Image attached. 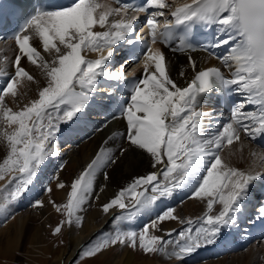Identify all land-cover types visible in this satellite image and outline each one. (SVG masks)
<instances>
[{
  "label": "snow or ice",
  "instance_id": "snow-or-ice-1",
  "mask_svg": "<svg viewBox=\"0 0 264 264\" xmlns=\"http://www.w3.org/2000/svg\"><path fill=\"white\" fill-rule=\"evenodd\" d=\"M113 4L118 6L113 7ZM166 7L165 0H144L139 6L121 3V0H72L69 5H58L49 0L43 7H33L14 40L19 53L43 70L48 83L39 91V98L21 110L13 111L8 107L4 98L17 96L19 81L24 78L34 80L20 66L21 56L17 55L15 73L0 89V124L12 129L0 132V138L8 147L6 157L0 162V180L12 173L20 174L19 179L12 176L14 191L0 189V197L5 202L18 199L27 190L40 166L53 154L48 145L59 131V124L71 121L84 111L98 78L117 82L127 80L117 72L106 71V65L118 42L136 43V38L132 37L136 31L135 18L126 14L129 11L144 12L148 17L145 26L151 44H156L160 37L159 42L169 46L176 38L178 46L174 51L194 50V24L217 25V34L203 48L207 51L228 46L225 56H216L215 52H209V55L221 61L230 78L216 67L196 72V62L189 56V65L196 74L187 86H178L168 74L164 54L158 48L146 47L144 74L141 79L127 81L126 102L118 105L121 115L114 119L122 118L127 125L129 147L121 149V155L129 149L138 150L147 154L152 168L157 171L134 177L103 205L102 210L108 213L114 207L125 209V199L131 198L135 212L116 217L117 220H131L140 211L151 208L157 199L171 196L176 188L195 182L193 198L211 197L207 203L209 213L214 202H218L222 210L215 216L206 213L195 235L190 234L191 229L187 230L189 234L179 233L184 243H177L171 253L177 259L202 245L213 244L224 227L235 223L240 201L248 195L249 186L258 176L230 167L219 150L239 141L241 131L252 139L257 135L264 136V0H191L171 11L173 19H165L161 24L157 17L165 16L162 10ZM110 17L120 19L110 21ZM97 27L104 30L95 31ZM29 32L39 38L45 52L55 53L51 63L43 60L37 49L30 45L31 36L24 34ZM84 52H95L100 56L88 60ZM0 75H4L3 69H0ZM180 76H184L183 71ZM213 89L226 98L233 93L244 96L243 100L230 105V122L215 132L204 124L205 116L210 114L197 109L198 98ZM246 105H253L254 110L245 111ZM261 159L264 160V156ZM115 162L111 150L101 145L91 163L71 183L66 203L57 205L55 201H49L58 213L63 210L66 217L53 229V235L60 234L65 224L71 226L73 217L77 223L81 222L82 217L77 213L83 210L93 191L97 171ZM158 165L163 168H157ZM160 174L164 183L159 182ZM104 178L108 179L106 172ZM57 187L63 189L65 184L60 182ZM149 190L153 195H145ZM6 191L8 196H3ZM51 191V188L46 189L48 193ZM34 206L42 207L43 201H37ZM3 210L0 205V211ZM173 213V209H167L157 220L177 219ZM261 215L264 216V210ZM171 243L149 235L148 227L139 233L117 230L91 246L82 256L92 257L116 245L139 247L145 254L164 252Z\"/></svg>",
  "mask_w": 264,
  "mask_h": 264
},
{
  "label": "bare ground",
  "instance_id": "bare-ground-1",
  "mask_svg": "<svg viewBox=\"0 0 264 264\" xmlns=\"http://www.w3.org/2000/svg\"><path fill=\"white\" fill-rule=\"evenodd\" d=\"M188 2H191V0H187V3ZM126 15L127 17H132V14L130 13H127ZM114 19L118 20L120 19V17L109 18L110 21ZM94 30L103 31L104 29H100L97 27ZM29 35L31 36L30 45L37 49L43 60L51 63L52 59L55 56V53L45 52L39 38L31 32H29ZM10 43H15V41L0 43V69L4 70V75H0V80L9 77L10 75H14V61L17 55L21 56L20 66L34 77L33 81H29L26 78L19 81V83L17 84L18 94L15 98H13L11 95H8L4 98V102L8 104V107L12 108L13 111H19L24 108L25 105H29L31 101L37 100L39 98V91L44 86H46L48 81L43 70L40 67L33 65L31 62H29L27 57L19 53L18 46L8 47ZM219 51L221 53L220 56L227 55L228 46L219 48ZM162 53L165 56L168 74L178 84V86L181 87L187 86V84L192 80L198 70L211 66H217L218 63L222 64L220 60L216 61L214 58L208 57L203 54H175L170 52ZM83 55L85 59L88 60H95L100 56L99 53L95 52H84ZM104 55L107 54L104 53ZM189 56H191L192 60L196 62V72H194L189 65ZM6 61L10 63L5 65L4 63ZM143 65L144 62H142L139 66L133 67V73L138 71L139 69L144 71ZM225 70L226 72H229L228 69L225 68ZM181 71L184 72L183 77L180 76ZM99 82L100 78H98V83L94 92L97 91L98 85H100ZM6 83L7 82H3V84L0 83V87H4ZM240 97H243L244 99V96L241 94ZM90 104L91 103L89 102L84 111L78 113V115H76L71 121L61 122L59 124V131H61L59 133L58 140L63 137L68 138L70 135H72L73 132L69 133L66 131V128H71L76 131V139H79L77 148H72L71 150L66 149L59 156L55 154L57 152V145H54L53 148V145L49 143L48 148L53 154L49 155L45 160L46 162H49V164L50 161L54 162L53 164H62L59 168V171L52 175L53 183L51 184V189L52 192H54L57 200H65L67 198L71 183L86 169L87 165L91 163L101 145H104V147L111 150L113 158L116 161L114 164L109 163L106 167L97 171L93 184V191L91 192L88 201L83 205V210L77 213V215L82 217L85 226L83 231L84 234L73 237L70 240V248L73 251V254L76 250H78V246H80V244H83L87 241L88 238L85 241L83 239L86 238L90 233L98 229L110 230L112 228V224L110 223L109 219L114 211L116 212L120 209L114 207L110 209L108 213H104L102 210L103 205L114 198L115 195L121 189L125 188L133 180L134 177L144 176L150 172L157 171V169L152 168L150 159L147 154H144L138 150L129 149V151L121 155V149L129 147L126 138L127 125L124 119L115 118L111 122L98 127V129L94 128L93 131H88L87 126L91 125V118L85 120L83 119V116L88 115L90 117V114L87 113ZM247 106L249 105H246V107ZM197 109L205 114H209L210 112L209 108L201 106L199 104H197ZM209 116L210 115L205 116L204 124L206 127L212 129L214 128V124L211 120H209ZM76 120L80 122L77 123ZM5 130L9 132L12 131V129H6L5 125L0 124V132H3ZM109 137H111V139H109ZM245 139V136L240 133L239 141H234L230 146L225 145V148L219 152L221 157L230 167L239 169L242 172H250L253 174L264 172V162L262 166L259 164L260 160L262 161L261 157L264 156V152H256V149H260L261 146L258 144L257 146L254 145L253 141H251L252 143L244 142ZM105 141H107V144H105ZM6 145L7 144L5 140L0 138V157L5 150ZM67 147H70V145H68ZM49 167L51 166L48 165L46 168L49 169ZM157 168L162 169L163 166L158 165ZM105 172L108 176L107 180H105L104 178ZM161 181L162 183H164V177L162 174H160L159 176V182ZM60 182L65 184V188L59 189L57 187V184ZM101 189H103V191H101ZM38 190L39 187L38 189L36 187H31L28 191V194H26L25 196L28 197L29 192H37ZM141 190L142 189H140L139 191ZM150 192V190L145 192V195H149ZM178 193L184 197V192L182 190H178ZM193 194L194 193L190 194L187 198H185L183 202L180 203V206L176 209V214L174 213L177 219L174 220V222L163 225L158 231L159 235H162L170 230L175 232L176 227H182L181 224L183 221L191 220L192 222H195L197 220V223H195L196 225L193 226L195 228L190 233L192 235H195L196 229L201 226L200 220L203 216H205L206 213L215 216L222 210V206L218 202H214L213 209L209 213L207 209V203L208 200L212 198H193ZM247 196L243 200H246ZM178 201V197L174 195L161 197L157 199V201L151 208L142 210L137 213V219L121 220L119 224L124 229L134 230L140 223H149L150 221H152L158 210L165 209V203L171 204ZM247 202L251 204V201ZM125 203L128 209L135 212V208L133 207L134 202L131 200V198H126ZM56 204L58 205V203ZM0 205H3L4 207V210L0 211V220H2V217H4L5 214L7 215L8 208L4 204ZM49 205L53 210H55L52 204ZM240 209L236 213V215L239 217V220L242 217V215H239L241 212ZM12 214L14 213H11V215ZM9 219L12 220V217L10 216ZM11 220H9L10 222L6 221L8 222V224L6 223L7 225L6 227H4V229L0 228V235L3 234L6 238L5 242L0 243V253L4 255H9L8 253H12V251H25V243L28 242L27 240H29L30 242L38 241L41 233H43V223L33 227L34 221L32 219L30 221H27L28 219H21L20 217L18 218V216H14V219L12 221ZM11 229H13L12 232H10ZM227 230L228 227H225L222 229L221 233H224ZM82 241L84 242L82 243ZM177 243L183 244L184 240L180 239L179 236H176L172 243L169 244L170 246L168 245L169 247L167 246L165 248L164 252H159V255L156 257L155 262L148 259L137 263L135 262V256L131 254L129 250H126L124 247H122L120 253L121 255L114 257L108 262V264H183L184 261L180 260L171 262L173 258H176L175 256L171 255V253L173 252ZM237 244H239V240ZM237 244L234 245V247L238 246ZM207 246L209 245H202L200 248H197L194 252L187 256L197 254L201 249L205 250ZM231 246L232 245H230L229 247ZM246 253V255H240L237 257H235L234 255L232 260L227 264H254L255 260H257V258H259L261 254L264 255V245H262V247H250L248 248V251ZM225 259L227 258L225 257L215 262H219V264H226L227 260ZM184 263L186 264V261ZM213 263L214 262H210V264Z\"/></svg>",
  "mask_w": 264,
  "mask_h": 264
},
{
  "label": "rangeland",
  "instance_id": "rangeland-1",
  "mask_svg": "<svg viewBox=\"0 0 264 264\" xmlns=\"http://www.w3.org/2000/svg\"><path fill=\"white\" fill-rule=\"evenodd\" d=\"M27 35H29V33H27ZM9 47H11V46H9ZM5 104L8 106L7 103H5ZM244 142H246V141L244 140ZM256 152H258V151L256 150ZM7 153H8V147L6 145L5 150L2 153V156L0 157V162L3 161V159L6 157ZM263 162H264V160H262V161L260 160L259 164L262 166ZM44 164L46 166L48 164V162L45 161L43 163V165ZM41 167L43 168V166L41 165L38 172H37L36 177L33 179L32 183L28 186L27 190L32 185L37 183V180L39 179L40 174L43 172ZM12 176H16L19 179L20 174L19 173H12V174L7 175L4 179L0 180V189L8 188L11 191L15 190V182H11ZM52 183H53V181L48 180L45 187L43 188V191L40 192L39 194L34 195V198L32 199V203L27 204L25 207H20V205H21V199H22L23 195L27 192V190L24 191L20 195V197L14 201L9 199L7 202H5L3 197H0V204H4L8 208L7 215L5 214V216L2 217V220H0V228L4 229V227H6L8 222H10L9 220H11V219H9L10 216L12 217V220L14 219V216L15 217L18 216V218L20 217L21 219H28L27 221H30L32 219L34 221L33 227H35L36 225H40L42 223L44 225L43 226V233H41L38 241L30 242L29 240H27L28 242L25 243V248H26L25 251L24 250L23 251H16V252L12 251V253H8L9 255H4V254L0 253V264H108V262L110 260H112L114 257L121 255L120 253H121L122 247H124L126 250H129V252L135 256V258H136L135 262H137V263L140 261L148 260V259L153 260L154 262L156 261V257L159 255V252L145 254L143 251H141L139 249V247L134 249V248H130L126 245H116V246L105 248L102 252H100L97 255L92 256V257L82 256V253L86 252L91 246H94L95 244L100 243L104 239L108 238L105 235L103 236L102 233L111 234L114 229L119 228V225H117L116 223L118 221H121V220H117L116 217L128 216L129 213L133 212L132 210L128 209L127 207L125 209H120L119 211H116V212L114 211L112 213V215L109 219L110 223L112 224V228L110 230L98 229V230L90 233L86 238L83 239L85 241L88 238L87 241L85 243H83L84 241H82L83 244H80V246H78V250H76L75 253L73 254V251L70 248V240L73 237H77V236L84 234L83 231H84L85 224H84L83 220H81V222L77 223L75 221V217H73V223L71 226H68L67 224H65L63 226L60 234H58V235L52 234L53 229L62 220H65L66 217H65V215H63V210L60 213H58L56 210H53L49 205V204H51V203H49V201H55V203H58V205H62L64 203H66V201H67V198L65 200H57L56 196L54 195V192H52V191L50 193L46 192L47 188H51ZM161 183H162V181H161ZM139 190L140 189H138V191ZM150 195H152L151 192H150L149 196ZM172 195H173V193H172ZM3 196H8V192L7 191L4 192ZM174 196H176V195H174ZM183 198H187V197H185V195H184ZM127 199H130V198H127ZM37 201H43V206L42 207L34 206V205H36ZM180 203L177 204L176 207L174 206L173 210H174L175 214L177 212L176 211L177 207L180 206ZM11 213H14V214L11 215ZM175 214H174V216H175ZM203 218H204V216L200 220V225H201V221ZM174 220H176V219H166L162 222L156 220L155 221V227H152L154 222L152 223L151 226L148 227L149 228V235H156L158 237H162L165 241H169V240L173 241L175 239V237L179 236L178 234L182 231L186 232V234H188L187 230L191 229V231H192L195 228L193 226H195L196 225L195 223H197V220L195 222H192L191 220L183 221L181 224L182 227L181 226H179V228L176 227L175 232L170 230V231L165 232L162 235H159L158 231L160 230V228L167 223L174 222ZM6 221H8V222H6ZM189 222H191V223H189ZM240 224H242V223L240 222ZM233 225H235V224H233ZM237 226H238V224L235 225V227H237ZM229 227H231V226H228V230L225 231L224 234L230 232L231 228H229ZM144 228H145L144 225H143V227L142 226L138 227L137 232L138 233L141 232ZM12 230L13 229H11L10 232H12ZM169 233H171V235H168ZM5 240H6L5 235H3V234L0 235V243L5 242ZM262 245H264V241H261L259 244H255V243L250 244L245 250H241V251H238L236 253L228 254V255L222 256V257L217 258V259L202 260L199 262L195 261L196 263L195 262H189L186 264H207V263L210 264V262H214L213 264H219V262H215V261L223 259L225 257L227 258V259H225V260H227L226 261V264H227L228 262H230L232 260L234 255H235V257L240 256V255L241 256L246 255L248 248L254 247V246H261L262 247ZM186 256H184L183 258H180V259L173 258L171 262H174V261L176 262L178 260L185 262V259L187 257H189V256H187V257ZM184 262H183V264H185ZM254 264H264V255L261 254L260 257L257 258V260H255Z\"/></svg>",
  "mask_w": 264,
  "mask_h": 264
}]
</instances>
